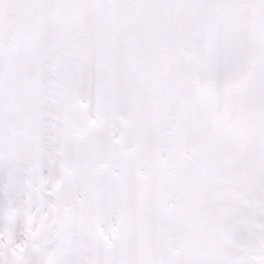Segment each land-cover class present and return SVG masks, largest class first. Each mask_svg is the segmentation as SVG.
I'll return each mask as SVG.
<instances>
[{
    "label": "snow or ice",
    "instance_id": "snow-or-ice-1",
    "mask_svg": "<svg viewBox=\"0 0 264 264\" xmlns=\"http://www.w3.org/2000/svg\"><path fill=\"white\" fill-rule=\"evenodd\" d=\"M0 264H264V0H0Z\"/></svg>",
    "mask_w": 264,
    "mask_h": 264
}]
</instances>
